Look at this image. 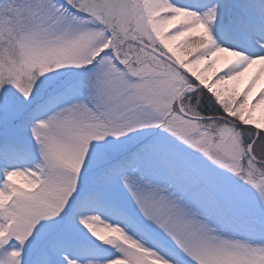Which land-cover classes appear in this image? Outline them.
I'll use <instances>...</instances> for the list:
<instances>
[{
  "label": "snow or ice",
  "instance_id": "obj_1",
  "mask_svg": "<svg viewBox=\"0 0 264 264\" xmlns=\"http://www.w3.org/2000/svg\"><path fill=\"white\" fill-rule=\"evenodd\" d=\"M262 80L264 0H0V264H264Z\"/></svg>",
  "mask_w": 264,
  "mask_h": 264
},
{
  "label": "rangeland",
  "instance_id": "obj_2",
  "mask_svg": "<svg viewBox=\"0 0 264 264\" xmlns=\"http://www.w3.org/2000/svg\"><path fill=\"white\" fill-rule=\"evenodd\" d=\"M221 63H222V62H221ZM219 66H220V65L218 64L217 67H219ZM250 75H251V72H250L249 74H246V76L243 78V82H246ZM243 82H242L241 85H240L241 88L243 87ZM260 87H264V80H262L261 83L257 86V90H256L257 92L259 91V88H260ZM254 95H255V93H254ZM250 99H251V98H250ZM262 111H263V113H264V109H262V110H257V112H260V113H262ZM257 112H256V113H257ZM262 116H264V114H263ZM262 116H261V117H262ZM261 117H260V118H261Z\"/></svg>",
  "mask_w": 264,
  "mask_h": 264
},
{
  "label": "bare ground",
  "instance_id": "obj_3",
  "mask_svg": "<svg viewBox=\"0 0 264 264\" xmlns=\"http://www.w3.org/2000/svg\"><path fill=\"white\" fill-rule=\"evenodd\" d=\"M263 114H264L263 111H262V113L257 112V113H256V116H257V118H260Z\"/></svg>",
  "mask_w": 264,
  "mask_h": 264
}]
</instances>
